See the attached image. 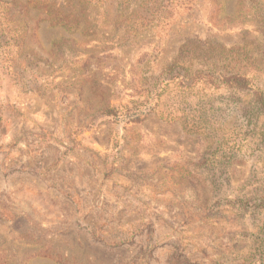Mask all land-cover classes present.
I'll list each match as a JSON object with an SVG mask.
<instances>
[{
  "label": "rangeland",
  "instance_id": "1",
  "mask_svg": "<svg viewBox=\"0 0 264 264\" xmlns=\"http://www.w3.org/2000/svg\"><path fill=\"white\" fill-rule=\"evenodd\" d=\"M166 4L0 0V264H264V119L167 70L264 0Z\"/></svg>",
  "mask_w": 264,
  "mask_h": 264
},
{
  "label": "trees",
  "instance_id": "2",
  "mask_svg": "<svg viewBox=\"0 0 264 264\" xmlns=\"http://www.w3.org/2000/svg\"><path fill=\"white\" fill-rule=\"evenodd\" d=\"M177 4L179 0H167V4L160 8L172 10ZM259 35V40L241 42L230 48L216 42L190 41L180 47L167 70L173 72L177 68L179 73L183 72L181 76L188 87L202 80L215 89L250 93L247 107L251 112L249 116L264 119V69H259V66L264 68V17L260 19ZM194 63L204 70H192ZM176 75L179 77L177 71ZM114 111V108L107 106L102 112L107 116H115Z\"/></svg>",
  "mask_w": 264,
  "mask_h": 264
}]
</instances>
